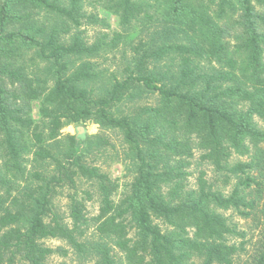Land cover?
I'll list each match as a JSON object with an SVG mask.
<instances>
[{"label": "trees", "instance_id": "1", "mask_svg": "<svg viewBox=\"0 0 264 264\" xmlns=\"http://www.w3.org/2000/svg\"><path fill=\"white\" fill-rule=\"evenodd\" d=\"M98 11L123 31L89 44L80 27H108ZM120 44L131 53L122 71L90 61ZM147 95L155 105L116 111ZM255 119L264 122V0H0V264L67 254L47 239L94 264H236L244 243L230 239L244 233L224 211L262 220L246 264H264V131ZM86 122L122 137L133 175L118 202L117 182L82 159L93 138L77 128ZM71 125L76 133L60 138ZM195 151L224 184L236 180L227 195L204 172L189 187ZM24 155L50 171L26 174ZM79 180L97 187L89 219ZM64 189L69 225L52 210ZM90 226L94 241L84 238Z\"/></svg>", "mask_w": 264, "mask_h": 264}, {"label": "rangeland", "instance_id": "2", "mask_svg": "<svg viewBox=\"0 0 264 264\" xmlns=\"http://www.w3.org/2000/svg\"><path fill=\"white\" fill-rule=\"evenodd\" d=\"M90 10V8H89ZM99 12V16L104 18L108 24L107 29L100 27L99 25H84L80 27V31L83 32L82 36L85 41L89 44L93 43L103 34H108L109 38L113 35V33H120L123 31L119 25L118 17L111 15L106 12ZM126 53V54H125ZM131 53L128 52V49L124 47L123 44H120L118 49L112 52H107L103 54L100 58H92L90 61L97 64L98 70H104L106 74L109 72L118 73L122 71L124 64L126 63L123 58L129 57ZM75 65H79L77 62ZM157 102L155 95H147L145 97H141V100H137L135 103L122 104L119 106L116 111L126 113L132 107L138 105H155ZM32 108V119L35 124H41L40 116H39V103L33 102L31 104ZM255 123L259 129L264 131V122H261L258 119H255ZM77 128H80V133L87 135L88 137H93L91 139V144L87 147L86 151L82 155V159L86 162L87 165H91L97 167L101 173L107 174L112 180H115L118 184V189L116 193L113 195L112 199L115 202L120 201L128 192L129 185L132 180V173L127 170L126 164L129 162L126 159L125 155V146L122 142V137L119 132L114 130H106L100 128L98 125L86 122L83 124H79ZM42 129V127H41ZM76 133V128L74 126H67L61 130V137L65 135H74ZM103 140V141H102ZM57 143V148L59 146ZM56 151V150H54ZM0 151V155H1ZM241 158L237 156H233L231 161L236 162ZM23 168H25L26 174L31 173V171L38 170L45 174L46 171H50L49 167H45L43 165H39L32 161L31 155L23 156ZM190 175L188 178V185L190 188H194L196 185V178L200 172L205 173L206 180L212 184V189L214 191H221L224 195H227L236 180L234 178L230 179L228 184L223 183V176L221 173H217L214 171L213 167L210 166L206 162L200 161V152L195 151L194 156L191 159V165L188 169ZM26 176V175H25ZM12 179V178H11ZM16 183L22 182L18 181ZM78 192L84 193L88 192L91 194V198L85 202V206L83 212L85 213L88 219L93 217L98 212L99 199L97 195V187L95 184L79 180L77 183ZM70 191L58 190L52 199V210L55 214H57L65 223L70 224L69 220V199L67 198V194ZM225 217H227L228 221L235 225L236 231L239 233H244L243 237L234 236L230 239V242L235 243L236 245H243V251L240 252L238 261L236 264H246L251 261V258L255 254L256 250V241L258 239V233L260 232L261 224L257 221L256 224L253 221L247 219H240L237 217L232 211H224L222 212ZM90 226L86 231V235L84 238L87 241L96 240V235L94 234L93 228ZM131 236H133V232H131ZM43 244L46 247L56 249L57 247H61L66 250L67 254L62 256L61 254H55L49 257L47 260L48 264H94L95 257H90L87 255H78L73 250H70L68 245L61 240L57 239H47L43 241ZM189 264H200V260L195 258L190 261Z\"/></svg>", "mask_w": 264, "mask_h": 264}, {"label": "water", "instance_id": "3", "mask_svg": "<svg viewBox=\"0 0 264 264\" xmlns=\"http://www.w3.org/2000/svg\"><path fill=\"white\" fill-rule=\"evenodd\" d=\"M78 130L80 131V128H78Z\"/></svg>", "mask_w": 264, "mask_h": 264}]
</instances>
